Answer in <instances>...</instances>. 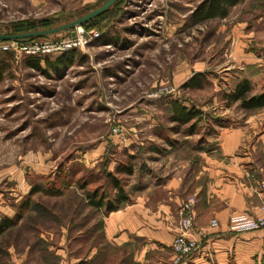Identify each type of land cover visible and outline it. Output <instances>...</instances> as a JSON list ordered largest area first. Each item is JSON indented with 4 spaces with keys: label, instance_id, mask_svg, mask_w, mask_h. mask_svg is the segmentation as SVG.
<instances>
[{
    "label": "rangeland",
    "instance_id": "1",
    "mask_svg": "<svg viewBox=\"0 0 264 264\" xmlns=\"http://www.w3.org/2000/svg\"><path fill=\"white\" fill-rule=\"evenodd\" d=\"M103 1L0 0V34L54 27ZM202 1L117 0L72 28L0 39V59L10 62L0 80V218L28 204L0 235V264H116L115 247L103 240L105 215L84 201L80 181L107 186V171L128 162V153L138 178L168 144L177 148L169 158L188 159L194 148L216 145L221 125L250 114L224 94L245 77L252 93L264 89V0L195 21ZM78 27L75 45L35 54L3 48L13 39L55 45ZM71 49L72 64L56 73L26 65L28 56L55 59ZM197 73L198 86L184 85ZM173 100L202 113L187 124L172 121ZM62 178L70 185L60 195L33 191ZM99 248L104 260H89Z\"/></svg>",
    "mask_w": 264,
    "mask_h": 264
},
{
    "label": "crops",
    "instance_id": "2",
    "mask_svg": "<svg viewBox=\"0 0 264 264\" xmlns=\"http://www.w3.org/2000/svg\"><path fill=\"white\" fill-rule=\"evenodd\" d=\"M215 139V146L194 148L188 159L169 158L177 148L166 145L157 163L143 167L138 178H132L134 167L129 199L103 221L116 264H173L177 210L191 195L197 198L195 227L207 238L183 264H264V227L238 230L233 225L236 216L264 213V106L238 123L221 125ZM95 255L91 249L87 258Z\"/></svg>",
    "mask_w": 264,
    "mask_h": 264
},
{
    "label": "trees",
    "instance_id": "3",
    "mask_svg": "<svg viewBox=\"0 0 264 264\" xmlns=\"http://www.w3.org/2000/svg\"><path fill=\"white\" fill-rule=\"evenodd\" d=\"M239 2H242V0H203L196 10L193 11L192 17L195 21L214 16L224 17L228 14L229 7ZM50 24L51 19L45 18L43 25L49 26ZM74 54V49H71L70 51H65L62 54L57 55L55 59H52L49 56L40 58L37 55H31L27 57L26 65L37 69L40 72L48 73L47 71L51 70L56 73L61 67H69L72 64L75 58ZM9 66V61L0 59V80L3 78V72L8 69ZM202 75L203 73H197L191 76L184 85L198 86L200 84L198 78H201ZM252 88V81L248 77L240 79L231 91L224 94L227 98V104L239 101L240 107L245 110L247 109L249 112L263 107L264 89L260 90L258 93H252ZM171 106L173 111L171 117L172 121H176L180 124H187L198 118L202 113V111L196 107H187L176 100H173ZM190 130V133H192L194 129L191 128ZM210 147H212V144L208 146V149ZM127 157H129L128 162H119L113 171H107V186L102 187L101 185H96L92 188H88V183L85 179H82L78 185L85 190L84 201L87 205L94 207L102 212L103 215L118 209L124 201L129 199V188L123 175H125V177L132 175L135 166L133 158L136 156L134 153H128ZM56 182L57 181H53V184H49L46 187L37 186L33 191L41 190L52 195H60V193L70 185L68 178H62L61 181L58 180V182ZM27 207L28 204L25 202L13 216H3L0 218V235L3 234L5 230L18 223ZM103 240L105 241L104 230ZM99 250L100 251L97 255H102V248H99Z\"/></svg>",
    "mask_w": 264,
    "mask_h": 264
},
{
    "label": "built area",
    "instance_id": "4",
    "mask_svg": "<svg viewBox=\"0 0 264 264\" xmlns=\"http://www.w3.org/2000/svg\"><path fill=\"white\" fill-rule=\"evenodd\" d=\"M81 31V30H80ZM80 31L75 32L74 36H69L61 42L52 45L51 43L39 44V43H22L12 40L11 44L4 45L3 48L14 49L19 53H39L41 51L50 50L52 48H63V46H70L80 43L82 35ZM264 188V181L262 182ZM197 198L194 195L186 197V199L180 204L177 213L178 232L172 240V256L173 263L180 264L186 262V260L193 254L207 238V233L202 228L195 227V212L194 204ZM264 209V206H263ZM212 223H216L215 220ZM233 225L238 230L256 229L264 227V213L261 215H241L236 216L233 220Z\"/></svg>",
    "mask_w": 264,
    "mask_h": 264
},
{
    "label": "water",
    "instance_id": "5",
    "mask_svg": "<svg viewBox=\"0 0 264 264\" xmlns=\"http://www.w3.org/2000/svg\"><path fill=\"white\" fill-rule=\"evenodd\" d=\"M115 1L117 0H104L96 8L84 12L83 15L69 20V22L54 25V27L41 28L40 30H30L23 33L0 34V39L25 38L26 36H38L40 34L55 33L56 31L69 29L76 25L82 24L86 20L98 16V14L108 9ZM74 35L75 31L72 30V36Z\"/></svg>",
    "mask_w": 264,
    "mask_h": 264
},
{
    "label": "bare ground",
    "instance_id": "6",
    "mask_svg": "<svg viewBox=\"0 0 264 264\" xmlns=\"http://www.w3.org/2000/svg\"><path fill=\"white\" fill-rule=\"evenodd\" d=\"M80 30H81V28L78 27V30L77 31H80Z\"/></svg>",
    "mask_w": 264,
    "mask_h": 264
}]
</instances>
